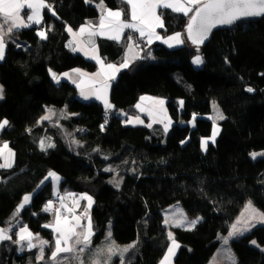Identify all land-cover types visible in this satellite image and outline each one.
Wrapping results in <instances>:
<instances>
[{
    "label": "trees",
    "instance_id": "trees-1",
    "mask_svg": "<svg viewBox=\"0 0 264 264\" xmlns=\"http://www.w3.org/2000/svg\"><path fill=\"white\" fill-rule=\"evenodd\" d=\"M98 1L47 0L56 15L45 8L40 25L23 28L7 40L5 59L0 61L4 89L0 120L7 119L9 126L0 132V140L9 142L15 161L12 168L1 170L0 225L9 223L23 196L54 170L62 176V191L93 196L94 242L105 236L111 221L113 238L135 245L126 253L125 264H159L171 241L163 210L176 202L202 219L191 230L174 228L179 244L174 262L207 264L219 247V235L230 230L249 200L264 210V156L250 155L264 150V17L215 31L200 47L201 67L192 63L197 51L190 43L173 48L155 43L153 58L142 55L117 75L110 91L112 121L101 130L103 105L81 100L74 84L68 80L57 84L49 73L97 68L95 61L68 48L66 26L77 29L96 20ZM105 4L127 12L122 0ZM162 12L166 26L162 32L185 31L190 15ZM41 28H51L47 39L37 35ZM101 42L108 59L116 60L124 51L123 41ZM248 87L255 91L247 92ZM143 95L166 98L173 120L167 134L160 127L153 130L156 126L125 124L117 115H139L136 104ZM214 100L221 104L224 119L215 143L209 140L203 150L202 139L211 137L214 129ZM48 106L59 110L55 119L38 124ZM193 114L196 119L190 123ZM45 136L56 146L41 151L39 140ZM72 139L80 144H71ZM109 165L120 172L121 186L111 183L114 171L104 170ZM49 200H57L50 180L19 216L52 242V229L44 227L55 214L44 211ZM252 240L264 245V224L231 241L236 264H264V251ZM52 247H45V259L38 262L36 248L19 253L18 245L4 241L0 264H52L48 260ZM88 257L81 259L92 264ZM114 262L120 264V257Z\"/></svg>",
    "mask_w": 264,
    "mask_h": 264
},
{
    "label": "snow or ice",
    "instance_id": "snow-or-ice-1",
    "mask_svg": "<svg viewBox=\"0 0 264 264\" xmlns=\"http://www.w3.org/2000/svg\"><path fill=\"white\" fill-rule=\"evenodd\" d=\"M86 3L92 2V0H85ZM122 3H125L129 6V10L126 13L123 8L113 10L112 8L107 7L105 0H99V3L96 4V7L100 9V17L97 25H93L91 21L87 22L85 25H81L77 31H74L71 26H66V31L69 32L74 38L78 36H83L85 33L88 35L89 40L87 44L92 45L91 47V59L96 60L98 64L101 65V70L98 73L93 74L94 76H100L106 73L107 70H111L113 75H109V79H114V73L119 71V68L128 67L129 60L127 54L120 64L119 68L113 64H107L106 67L103 61L98 55H96V48L94 41L92 40L95 36H107L108 39L120 41L124 35L125 29H130L133 32L139 33L140 38H147V42L151 43L153 39L162 40L164 43L168 44L169 47L174 45L184 44L185 40L182 37L180 32H176L173 35L162 37L156 29H165V23L163 19V12L158 13V9H170L175 13H182L184 16H189V13L192 15L189 17L188 23L186 25L187 40L191 41L193 45L196 46L197 52H199V46L203 45L206 40L209 39L210 34L214 28L217 26L232 25L237 20L242 18H256L264 17V0H122ZM47 8L52 11L53 15H56L53 6L47 3V0H0V61L5 59L6 48H7V37H11L14 34L18 33L19 30L23 28H29L32 25H40L42 23V13L41 10ZM29 10V14L26 15V20L22 17V10ZM125 16H130L129 19H125ZM51 31V28L47 30L41 28L37 31V35L41 40L47 39V33ZM127 40L130 42L127 45L128 51L131 52L133 49V44L135 43L132 35L127 36ZM19 46V45H18ZM73 51H85V45L83 42L78 43L76 47L72 48ZM85 55H89L88 51H85ZM226 58V63H227ZM193 63L196 65H201L204 63L202 56L196 55L193 58ZM72 72L77 73L81 77H87L88 73L83 72L81 69H73ZM49 73L52 79L59 84L61 78L69 79L72 83L76 84L78 88H81V95L84 99H89V95L85 94L83 91L82 85L83 80L80 83H77L76 80L72 79L70 73H63L57 75L55 72H52L49 69ZM264 75V74H262ZM101 89L97 90L93 95L98 100H102L105 108V115L107 117L108 112L113 109L112 105L106 95H102L101 92L103 89L107 88L106 82H101ZM247 92H254L255 89L248 87ZM4 98V89L3 86H0V100ZM141 101L146 99H154L155 104L161 106V111H163L162 106L164 101L161 99L141 97ZM183 101H179L181 107H183ZM137 108H141L140 104L136 105ZM143 110V109H142ZM47 114L40 118V121H37L39 124L41 121L51 120L52 116L55 115L53 109H47ZM152 113L149 112V115ZM126 115V114H124ZM61 116H64V113L61 112ZM66 118V117H65ZM218 119H224L223 115L219 112L217 113ZM196 119L195 114H193V120L190 123H194ZM163 123V120L154 121ZM108 123L105 119L104 124L101 125V130L104 129L105 125ZM124 123H143L140 118L137 117H128ZM171 120H168V123L164 124V132L167 133ZM6 126H9V121L7 119L0 120V131L4 130ZM151 127L152 125H147ZM31 132V129H27ZM82 131V130H80ZM219 129L215 127L213 129L212 136L206 139H202L201 146L203 150H207V145L209 140L212 143H215V137L218 134ZM183 143V141H182ZM71 144L79 145L78 140L72 139ZM56 145L51 142V138L41 139L39 147L41 151H47V149L54 148ZM98 151V149H97ZM253 159H256L258 155L264 156V153H251ZM15 153L9 147L7 141H4L0 145V158L3 159V163H0V169H10L14 165ZM105 171L113 172L115 169L109 167L104 169ZM51 178L53 184V195L57 196L60 201V208L55 209V221L54 224H46L44 227L52 228L54 234V240L52 242L42 239L39 237V234H33L27 225L21 226L18 231L14 233L16 239L13 240L12 227H0V242L11 241L16 245H20V251L24 250L25 242L26 248L32 250L34 248L39 249V254L35 257L38 262L45 259L44 250L46 246L50 244L53 245L51 254L48 257V260L52 264H72L73 261L77 264H85L84 260L81 259V256L85 253L86 250L90 249L92 244V236L94 235L92 229V221L89 215V209L93 204V198L87 193H82L77 196L75 193H67L73 197V203L76 207H79L80 201H86V205L80 215H76L73 208L68 207L64 203V196L58 195V185L62 180L56 172L50 170L44 179L40 182L41 185L45 181H48ZM115 186L119 187V181H112ZM32 199V194H27L23 197L22 202L17 206L13 218H17L18 214L26 205L29 204ZM54 201L49 200L44 206V211H49L53 209ZM61 209H65L69 215H62ZM245 212H248L249 215L245 217V213L242 212L241 216L231 224L230 231L228 232L227 237H223V244L228 245L230 238H236L239 236H244L245 233L250 232L256 225L264 224V212H259L252 204L251 201L245 205ZM82 219H86L87 223L82 224ZM202 217H196L195 219L189 220L187 215L182 211L178 210L177 214L169 219L165 218L164 224H172L173 227H184L187 230L193 229L197 223L200 222ZM18 222V221H17ZM79 229V231H78ZM111 233L109 232V237ZM169 240L172 241L171 246L168 247L167 253L161 261V264H167L170 257L175 254L174 249L179 248V244L173 238V233H168ZM38 241V243H33V240ZM252 245L260 247L256 240L250 242ZM134 244H130L120 249L115 246L114 242L108 246L106 249V255L104 249H97L94 253L95 258L92 260V264H101L99 257L104 256L103 264H111V259L114 255H119L120 264H125V253H128L130 249L134 248ZM264 251V249H261ZM232 264H236L234 255L229 256Z\"/></svg>",
    "mask_w": 264,
    "mask_h": 264
},
{
    "label": "crops",
    "instance_id": "crops-1",
    "mask_svg": "<svg viewBox=\"0 0 264 264\" xmlns=\"http://www.w3.org/2000/svg\"><path fill=\"white\" fill-rule=\"evenodd\" d=\"M97 3V2H96ZM98 3H99V1H98ZM108 7V6H107ZM110 8V7H109ZM45 9V8H44ZM44 9H42L41 10V13H42V20H43V12H44ZM113 10H116V9H119V8H112ZM128 10H129V6L127 5V12H128ZM163 9H158L157 11H158V13L159 12H161ZM170 10V9H169ZM99 12H100V9H99ZM126 12V11H125ZM126 12V13H127ZM27 14H29V10H27V9H24V10H22V13H21V15H22V17L26 20V15ZM101 14V13H100ZM192 13H189V15H191ZM99 17H100V15L98 16V18L96 19V20H88L87 22H89V21H91L92 23H93V25H97L98 24V21H99ZM125 19H129L130 20V16H125L124 17ZM164 19V18H163ZM87 22H85L84 24H82V25H85ZM80 28V26L77 28V29H74L73 27H72V29L74 30V31H77L78 29ZM130 29H125L124 30V35H123V37H122V39L120 40V41H115V40H111V39H108L107 38V36H95V37H93L92 38V40L94 41V45H95V48H96V55H98L99 57H100V59L103 61V63H104V65H105V67H106V65L107 64H113V65H116L118 68H119V66H120V64L123 62V60H124V58H125V56H126V54H127V57H128V60H129V64H128V66L134 61V60H136L137 58H139V57H141L142 56V52L144 51H142V52H139V51H137L136 50V47H135V44H136V39H135V37H136V35H139V33H136L135 32V35H132L133 36V40H134V44H133V49H132V51L131 52H129L128 51V48H127V45L130 43L128 40H127V36H128V31H129ZM156 31L162 36V37H167V36H170V35H173L174 33H176V32H172V33H164V32H162V29H156ZM177 32H180L181 34H182V37L184 38V40H185V43L184 44H186V43H188L187 42V35L185 34V32H183V31H177ZM9 39V37H7L6 38V40H8ZM89 40V37H88V35L85 33L83 36H78V37H76V38H74L71 34H69V38H68V40H67V46H68V48H70L71 50H72V48L73 47H76L77 46V44L78 43H81V42H83L84 43V45H85V51H88L89 52V55H85V51H73V52H75V53H79V54H81L82 56H84L85 58H87V59H89V60H91V61H95L96 62V60H94V59H91L90 57H91V55H92V53H91V47H92V45H90V44H87V41ZM101 41H103V42H116V43H121L122 41L123 42H125V47H124V51H123V53L120 55V57L119 58H117L116 60L115 59H108V56H107V54L105 53V51L103 50V47H102V42ZM155 43H162V44H164V45H166V46H168V44H166V43H164L162 40H156V39H153V41L151 42V43H149V46L150 45H154ZM180 45H183V44H180ZM180 45H174L173 47H175V46H180ZM148 46V47H149ZM147 47V48H148ZM97 63V62H96ZM127 68V67H126ZM73 69H81L83 72H85V73H88V76L87 77H81V76H79L77 73H74V72H72V70ZM122 69H124V68H119V71H116L115 73H114V76H115V78L114 79H109L108 77H109V75H113V73L111 72V70H107L106 71V73H104V74H102V75H100V76H94L93 74H95V73H98V72H100V70H101V65L100 64H98L97 63V68L95 69V70H86V69H83V68H72V69H69V70H66V71H63V72H56V71H54V70H52V72H55L58 76L59 75H61V74H63V73H65V72H67V73H70L71 74V76H72V79H74V80H76L77 81V83H80V81L81 80H83L84 81V83H83V85H82V88H83V91L85 92V94H87V95H89V99H84V97L81 95V88H78L77 86H76V84H74V83H72V81L71 80H69V79H65V78H61V81L62 80H68V81H70L72 84H74L75 86H76V88H77V96L81 99V100H83V101H89V100H97L98 102H100L102 105H103V107H104V104H103V102H102V100H98V99H96L95 98V95H93V93H95L97 90H99V89H101V87H102V84H101V82H106L107 83V88H105V89H103L104 91L106 90V98L108 99V101L111 103V101H110V92H109V94H107V92H108V90L110 89V87H111V83H109V82H112V84H113V82H114V80L116 79V77H117V75L119 74V72L122 70ZM1 86V85H0ZM102 90V92H101V94L102 95H105V93H104V91ZM141 97H148V98H155V99H161V100H163L164 101V104H163V106H162V109H163V111H161L160 109H161V106L160 105H158V104H155V101H154V99H146V100H144V101H141V99H139V101H138V103L137 104H140L141 105V108H137L136 107V109L138 110V112H139V115H137L139 118H140V120L141 121H143V123H132V124H128V125H149V124H151L152 126L151 127H154V126H156V124H161V123H159V122H154V121H159V120H163V121H168L171 117H170V115H169V113H168V109H167V106H166V103H167V100H166V98H164V97H160V96H151V95H143V96H141ZM140 97V98H141ZM136 104V105H137ZM64 108H66V115L68 114H70L69 112H68V110H67V107H64ZM143 109V110H142ZM53 110H54V112H55V115H53L52 116V119L51 120H47V121H42V122H50V123H52V121H53V119H55V117H56V115H57V112L59 111V110H57L56 108H54L53 107ZM149 112H151L152 114L151 115H149ZM124 114H126V113H117V115L119 116V117H121L122 118V120L123 121H125L128 117H137V116H134V115H128V114H126V115H124ZM171 121H172V123H173V120L172 119H170ZM54 124H56V125H59L58 124V122H53ZM126 124V123H125ZM150 127V128H151ZM1 132V131H0ZM50 136H45V137H41L40 138V140L41 139H45V140H47V138H49ZM51 138V137H50ZM40 140H39V143H40ZM4 141H7V140H0V145H2V143L4 142ZM8 142V141H7ZM51 142L52 143H54V141H53V139L51 138ZM8 144H9V142H8ZM9 147H10V145H9ZM11 148V147H10ZM12 149V148H11ZM13 150V149H12ZM13 152H14V150H13ZM15 153V152H14ZM14 161H15V157H14ZM0 163H3V159L2 158H0ZM1 170L2 169H0V179L2 178L1 177ZM51 181V180H50ZM53 185V184H52ZM27 206V205H26ZM14 212L15 211H13V213H12V216L10 217V220H9V223L7 224V225H0V227H5V228H8V227H12V232L10 233V234H12V233H14V232H16V231H18L19 230V228L21 227V226H24V225H26L25 224V222L23 221V219L19 216V214H18V217L17 218H13V214H14ZM18 221V222H17ZM32 231V230H31ZM32 233L33 234H38V233H35V232H33L32 231ZM173 238H174V236H173ZM175 239V238H174ZM175 241H176V239H175ZM177 242V241H176ZM33 243H35V239L33 240ZM178 243V242H177ZM0 244H1V242H0ZM171 244H172V241H170V245L169 246H171ZM20 245H18V252L19 253H22L23 251H25V250H27V248H26V244H25V247H24V250L23 251H20L19 249H20ZM177 250H178V248H175L174 249V252H175V254L173 255V256H171L170 257V259H169V261L167 262V264H175V262H174V260H175V256H176V253H177ZM216 252H217V250H216ZM215 252V253H216ZM166 253H167V251H166ZM165 253V254H166ZM214 253V254H215ZM165 254H164V256H165ZM164 256L162 257V259L164 258ZM214 256V255H213ZM162 259L160 260V262H159V264H161V261H162Z\"/></svg>",
    "mask_w": 264,
    "mask_h": 264
},
{
    "label": "rangeland",
    "instance_id": "rangeland-1",
    "mask_svg": "<svg viewBox=\"0 0 264 264\" xmlns=\"http://www.w3.org/2000/svg\"><path fill=\"white\" fill-rule=\"evenodd\" d=\"M98 3V2H97ZM96 3V4H97ZM183 32H186V31H183ZM187 42L188 43H190L193 47H195L196 48V46L195 45H193L189 40H187ZM169 47V46H168ZM175 47H177V46H175ZM171 48H173V47H171ZM196 51H197V49H196ZM142 55H144L145 57H147V58H153V45H150L148 48H146L143 52H142ZM196 55H200V56H202V58H203V55H202V53L200 52V46H199V52H196L195 53V55H194V57L196 56ZM193 57V58H194ZM193 58H192V63H193ZM204 60V59H203ZM193 65L195 66V67H201L203 64H201V65H196V64H194L193 63ZM109 83H111V87H112V82H109ZM0 85L1 86H3L2 85V83L0 82ZM111 87H110V89L108 90V92H107V94H109V92L111 91ZM104 91V90H103ZM104 93H105V95H106V90L104 91ZM53 107L54 106H48L47 108H46V110L47 109H53ZM220 113V114H222L223 115V117H224V112H223V109H222V107H221V104L217 101V100H214V101H212V103H211V119H212V121H213V123H214V125H215V127H217L218 129H219V121H221L222 119H218L217 118V113ZM169 113V112H168ZM47 114V111L43 114V116L44 115H46ZM171 119V118H170ZM165 123H168V121H163V123H161L160 125L159 124H156V127L155 128H153V130L154 129H159V127H160V129L164 132V124ZM171 125H172V121H171V124H170V126H169V129H168V132L170 131V129H171ZM152 128V127H151ZM167 132V133H168ZM167 133H165V134H167ZM253 153H264V150H257V151H254ZM259 156H261V155H258L257 157H259ZM108 167H111V168H113V169H115V171H114V175H113V177H112V181L113 180H116V181H119V186H121V184H122V181H123V178L119 175V171L117 170V168L116 167H114V166H112V165H109ZM52 171H54V170H52ZM54 172H56V171H54ZM60 177H62L58 172H56ZM44 179V178H43ZM42 179V180H43ZM49 180H51V178H49ZM48 180V181H49ZM110 180V181H111ZM111 181V183H113ZM41 182V181H40ZM47 181H45L44 182V184L46 183ZM114 184V183H113ZM115 185V184H114ZM41 186H43V184L41 185V183H39L38 184V186L33 190V191H30V192H27L25 195H27V194H32V197H33V194L41 187ZM67 193H75V194H77V196L79 195V194H82V193H86V192H73V191H62L61 190V181H60V183H59V185H58V195L59 196H64L65 197V199H64V203L68 206V207H71V208H73L74 209V211H75V214L76 215H80L81 214V212H82V208H83V206H85L86 205V201H83V200H81L80 201V204H79V207H76L75 205H74V203H73V197L72 196H70V195H67ZM87 194H89V193H87ZM24 195V196H25ZM89 195H91V194H89ZM23 196V197H24ZM92 196V195H91ZM55 198H57V196H55ZM92 198H93V196H92ZM23 199V198H22ZM57 200H59L58 198H57ZM31 201H32V199L30 200V202H29V204L31 203ZM93 201H94V198H93ZM249 201H251V200H249ZM22 202V200L20 201V203ZM60 202V201H59ZM252 202V204H253V206L259 211V212H264V210L263 209H261V208H259L253 201H251ZM19 203V204H20ZM248 203V202H247ZM246 203V204H247ZM18 204V205H19ZM28 204V205H29ZM245 204V205H246ZM93 205H94V202H93V204H92V206H91V208L89 209V215H90V217H91V221H92V229H93V232H94V235L92 236V244H91V246H90V249H88V250H86L85 251V253L83 254V256H86V257H88V258H90V259H94L95 258V256H94V253L96 252V250L97 249H104L105 250V255L107 254L106 253V249L108 248V246L110 245V244H112V242H114V244H115V246H117L118 248H120V249H122V248H124L125 246H127V245H130V244H133V243H127V244H125V243H119V242H117L114 238H113V236H112V222L110 221L109 222V224H108V226H107V229H106V233H105V236L100 240V241H97V242H94L93 240H94V236H95V231H94V228H93V220H92V214H91V210H92V207H93ZM245 205H244V207H243V209H242V211L236 216V218H235V220L233 221V223L237 220V218L238 217H240L241 216V213L242 212H244L245 213V217L244 218H247V216L249 215V213L248 212H245ZM17 208V207H16ZM16 208L14 209V211L16 210ZM178 210H182L186 215H187V217H188V219L189 220H192V219H195L196 217H201V216H191L187 211H186V209L184 208V206L180 203V202H176V203H173V204H171V205H169V206H167L164 210H163V214H164V217L166 218H169V219H171L173 216H174V214H177L178 213ZM63 213H62V215H69V218H71L70 217V214L69 213H67L66 211H65V209H63ZM54 221H55V214L53 215V219H52V221L49 223V224H54ZM81 223L82 224H86L87 223V220L86 219H82V221H81ZM257 225H259V223L257 224ZM256 225V226H257ZM28 226V225H27ZM167 226V228L169 229V232H172L173 233V236H174V228L175 227H173L172 226V224L171 223H169V224H167L166 225ZM28 228H29V226H28ZM52 229V228H51ZM29 230L31 231V229L29 228ZM78 231H79V229H78ZM230 231V230H229ZM228 231V232H229ZM32 232V231H31ZM109 232L111 233V236L109 237ZM228 232L227 233H222V234H220L219 235V240H220V244H219V247L217 248V252L214 254V256H212V258L210 259V261L207 263V264H232V262H231V260L229 259V256H231V255H234V257H235V261H236V256H235V254H234V252H233V250H232V247H231V241L234 239V238H230V240H229V244L228 245H224L223 244V240H222V238L223 237H227V235H228ZM39 237L40 238H42V239H45V240H47L45 237H43V236H40V234H39ZM237 238V237H236ZM35 243H38V241H36L35 240ZM25 244H26V242H25ZM259 246H260V248L261 249H264V245H260V244H258ZM37 249V251H38V254H39V249L38 248H36ZM44 254H45V250H44ZM126 255V253L124 254V256ZM119 257V255L117 254V255H114L113 257H112V259H111V264H115V259L116 258H118ZM99 259L101 260V264H103V260L105 259V257L104 256H102V257H99Z\"/></svg>",
    "mask_w": 264,
    "mask_h": 264
},
{
    "label": "built area",
    "instance_id": "built-area-1",
    "mask_svg": "<svg viewBox=\"0 0 264 264\" xmlns=\"http://www.w3.org/2000/svg\"><path fill=\"white\" fill-rule=\"evenodd\" d=\"M128 35H135V32H133L132 30H129L128 31ZM136 39V44H135V47H136V50L139 51V52H142L143 50H145L148 46H149V43L147 42V38H140L139 35H136L135 37ZM112 117H113V112L112 110H110L107 114V117L105 115V108L103 110V113H102V124H104V121L105 119H107L108 123L105 125V128L109 126L110 122L112 121ZM85 206H83L82 208V211L84 209ZM56 208H60V202L59 200H54V207L53 209L49 210V211H46L47 213H55V209ZM63 209H61V213H63Z\"/></svg>",
    "mask_w": 264,
    "mask_h": 264
},
{
    "label": "water",
    "instance_id": "water-1",
    "mask_svg": "<svg viewBox=\"0 0 264 264\" xmlns=\"http://www.w3.org/2000/svg\"><path fill=\"white\" fill-rule=\"evenodd\" d=\"M191 15H192V14H191ZM191 15H190V16H191ZM257 18H261V17H256V18H242V19L237 20V21H236L235 23H233L232 25H234V24H236V23H238V22H240V21H243V20L257 19ZM188 20H189V18H188ZM187 23H188V21H187ZM186 25H187V24H186ZM232 25L217 26L216 28H214V29L212 30L211 34H210L209 39L206 40L205 43H204L203 45H200V47L204 46V45L210 40L212 34H213L215 31H217V30H221V29L229 28V27H231ZM185 31H186V29H185ZM185 34L187 35L186 32H185ZM190 42H191V41H190Z\"/></svg>",
    "mask_w": 264,
    "mask_h": 264
}]
</instances>
